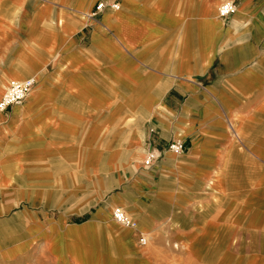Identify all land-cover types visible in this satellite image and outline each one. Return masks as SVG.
Here are the masks:
<instances>
[{
  "label": "crops",
  "instance_id": "obj_1",
  "mask_svg": "<svg viewBox=\"0 0 264 264\" xmlns=\"http://www.w3.org/2000/svg\"><path fill=\"white\" fill-rule=\"evenodd\" d=\"M100 1L0 0V259L264 243V0Z\"/></svg>",
  "mask_w": 264,
  "mask_h": 264
},
{
  "label": "rangeland",
  "instance_id": "obj_2",
  "mask_svg": "<svg viewBox=\"0 0 264 264\" xmlns=\"http://www.w3.org/2000/svg\"><path fill=\"white\" fill-rule=\"evenodd\" d=\"M120 189L121 185L112 191H109L108 194H111L114 190ZM112 206L114 205L112 204L111 207ZM39 214L42 216L41 213ZM65 259V257L64 259H58L56 264H66V262H72V264H264V243L157 249L121 253L106 252L89 253L84 255L72 254L70 259H68L69 261H66ZM0 264L55 263L49 258V256H38L4 258L0 259Z\"/></svg>",
  "mask_w": 264,
  "mask_h": 264
},
{
  "label": "built area",
  "instance_id": "obj_3",
  "mask_svg": "<svg viewBox=\"0 0 264 264\" xmlns=\"http://www.w3.org/2000/svg\"><path fill=\"white\" fill-rule=\"evenodd\" d=\"M105 6V2L101 0L96 4L95 9L89 13V16L94 17L97 12H99ZM111 8L117 9L119 2L109 3ZM219 15L222 17L228 16L236 11V5L233 0H223L218 6ZM36 80L33 77H27L23 79H11L8 82V86L0 97V110L5 109L11 104H15L22 101L29 92L34 88ZM167 149L169 151H174L176 153L182 152L185 149L184 143L180 139H172L168 145ZM160 155L158 150H149L145 157L143 158V164L145 167H150L153 165L155 159ZM112 216L116 222L122 226H127L131 228L137 227V221L129 213L120 206H114L112 208ZM147 236L141 234L140 242L146 243Z\"/></svg>",
  "mask_w": 264,
  "mask_h": 264
},
{
  "label": "bare ground",
  "instance_id": "obj_4",
  "mask_svg": "<svg viewBox=\"0 0 264 264\" xmlns=\"http://www.w3.org/2000/svg\"><path fill=\"white\" fill-rule=\"evenodd\" d=\"M112 219H113V221H115L114 218H112ZM115 222H116V221H115ZM126 228H128V227H126Z\"/></svg>",
  "mask_w": 264,
  "mask_h": 264
}]
</instances>
